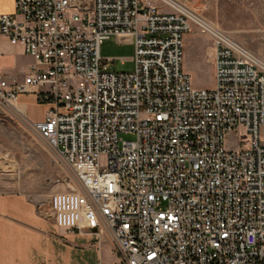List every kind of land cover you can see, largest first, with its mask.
Masks as SVG:
<instances>
[{
	"label": "built area",
	"instance_id": "2783aa9c",
	"mask_svg": "<svg viewBox=\"0 0 264 264\" xmlns=\"http://www.w3.org/2000/svg\"><path fill=\"white\" fill-rule=\"evenodd\" d=\"M194 28L211 88L184 68ZM0 35L33 59L0 71V107L48 105L29 122L78 182L45 215L111 235L115 264H264V59L182 0H15ZM112 36L133 44L132 71L101 55Z\"/></svg>",
	"mask_w": 264,
	"mask_h": 264
},
{
	"label": "rangeland",
	"instance_id": "374dc122",
	"mask_svg": "<svg viewBox=\"0 0 264 264\" xmlns=\"http://www.w3.org/2000/svg\"><path fill=\"white\" fill-rule=\"evenodd\" d=\"M182 1L264 59V0ZM114 39L103 43L101 55L116 58L110 69L132 71L134 62L130 58L134 54L133 44ZM187 49L186 58L191 67L187 72L193 83L202 88L213 87L210 36L194 28L187 34L185 51ZM23 95L19 100L28 103V119L31 122L41 119L48 106L38 103L31 93ZM0 111V192L22 193L41 211L49 212L53 206L52 194L68 191L71 185L78 188V182L63 157L25 117L9 108H0ZM120 137L132 139L134 136L122 133ZM104 238L106 244L100 253L92 248L80 253L82 264H114L118 261L111 235L106 233Z\"/></svg>",
	"mask_w": 264,
	"mask_h": 264
},
{
	"label": "crops",
	"instance_id": "0c3cea01",
	"mask_svg": "<svg viewBox=\"0 0 264 264\" xmlns=\"http://www.w3.org/2000/svg\"><path fill=\"white\" fill-rule=\"evenodd\" d=\"M14 11L15 0H0V14ZM110 39L115 40L113 36ZM187 51L184 67L191 70L186 58ZM32 62V57L25 54L21 46L12 45L6 36L0 35L1 72L21 78ZM19 103L28 118L27 101L19 100ZM44 116L34 122L42 120ZM27 121L30 124V120ZM104 240L99 242L95 234L69 232L60 227L53 217L45 215L22 193L0 192V264H82L80 253L87 248L100 253L106 244Z\"/></svg>",
	"mask_w": 264,
	"mask_h": 264
},
{
	"label": "bare ground",
	"instance_id": "6f19581e",
	"mask_svg": "<svg viewBox=\"0 0 264 264\" xmlns=\"http://www.w3.org/2000/svg\"><path fill=\"white\" fill-rule=\"evenodd\" d=\"M11 167V166H10ZM71 188H74V186L73 185H71Z\"/></svg>",
	"mask_w": 264,
	"mask_h": 264
}]
</instances>
